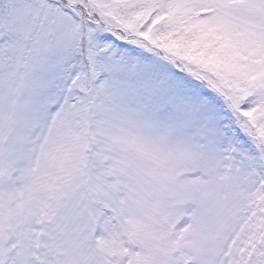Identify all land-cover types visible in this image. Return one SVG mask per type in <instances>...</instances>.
<instances>
[{
	"label": "snow or ice",
	"instance_id": "snow-or-ice-1",
	"mask_svg": "<svg viewBox=\"0 0 264 264\" xmlns=\"http://www.w3.org/2000/svg\"><path fill=\"white\" fill-rule=\"evenodd\" d=\"M0 264H264V0H0Z\"/></svg>",
	"mask_w": 264,
	"mask_h": 264
}]
</instances>
